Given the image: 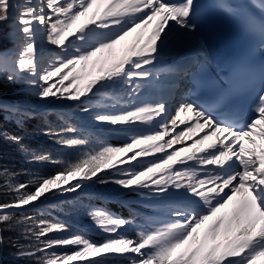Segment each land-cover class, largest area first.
Segmentation results:
<instances>
[{
    "label": "snow or ice",
    "instance_id": "6c2138e0",
    "mask_svg": "<svg viewBox=\"0 0 264 264\" xmlns=\"http://www.w3.org/2000/svg\"><path fill=\"white\" fill-rule=\"evenodd\" d=\"M211 8L256 42L224 77L214 76L206 61L175 71L157 68L183 41L207 51L198 31L208 13L196 0H0V45L12 44L0 47V78L41 102L75 104L93 125H106V131L125 137L120 145L87 150L88 140L80 138L75 126L49 128L43 134L54 143L80 150L65 161L30 149L19 135L0 131V140L16 146L27 162L55 166L51 174L29 183L5 184L13 199L0 204V247L3 232L13 231L17 238L8 242L17 257L35 264H107L116 258L126 264L264 260V64L257 74L251 63L256 51L264 55V0H215ZM134 33L135 43L114 58L117 46ZM44 44L59 53L45 59ZM103 53L109 56L101 57ZM89 64L96 74L86 77L83 69ZM257 76L254 114L245 117L238 107L240 89L254 84ZM162 77L167 83L162 84ZM177 80L188 95L169 115L165 100L146 92L154 87L171 92ZM205 88L211 95L197 103V93ZM0 115L21 124L33 118L20 105L3 101ZM179 125L185 127L177 131ZM198 133L203 135L193 139ZM189 140L191 144L185 143ZM177 144L181 147L175 148ZM95 184H112L154 202L159 212L135 224V219L88 208L104 234L101 242L82 233L48 238L68 231L67 225L37 222L29 215L27 206L39 208L58 198L68 204L71 194ZM69 207L75 210L77 205ZM129 224L137 228L134 236L122 232ZM60 246L73 249L55 251Z\"/></svg>",
    "mask_w": 264,
    "mask_h": 264
},
{
    "label": "trees",
    "instance_id": "16d2710c",
    "mask_svg": "<svg viewBox=\"0 0 264 264\" xmlns=\"http://www.w3.org/2000/svg\"><path fill=\"white\" fill-rule=\"evenodd\" d=\"M11 43H4L0 47H10ZM0 100L16 102L20 106L33 107L39 104V100L31 95H26L20 90V86L14 83H9L6 79L0 78ZM67 121L61 119L54 113L41 112L34 115L32 119L26 120L23 124L19 121L13 120L11 116L4 117L0 115V131L19 135L22 141L30 149L38 152H48L54 158L59 160H71L78 156V149L72 153L71 149L63 148L54 143L48 136L43 133L49 128L58 129L62 127ZM69 124V123H68ZM80 138L86 139L84 133L80 132ZM88 143L99 144L97 138L89 137ZM55 166L51 163H30L26 161L25 155L19 152L14 145H10L0 140V204H5L13 199L11 193L6 187V183H29L37 176H46L54 172ZM7 172V175H5ZM99 185V184H98ZM114 187L112 184H108ZM99 185V186H108ZM56 203L55 207L47 206L52 214L42 212L39 209H28L29 215L35 217L36 221L45 220L48 222H58L66 224L68 231L57 232L49 234L48 238L59 239L72 236L74 234H85L90 240L94 242H101L104 239V234L94 225L90 219L87 209L89 206L95 208H102L104 210H111L117 215L130 214L127 209L114 208L113 205L107 204L103 206L95 198H90L84 195H78L74 199ZM77 205L75 210H70V205ZM16 211V210H9ZM19 212V211H16ZM135 226L127 225L126 231L131 235ZM133 236V234H132ZM4 244L0 247V264H35V261L27 258H18L16 255V248L12 247L8 240L9 238L15 240L16 233L13 231L3 232ZM20 243H24L23 240ZM73 246H60L55 249L58 252H71ZM80 264V263H75ZM86 264V263H83ZM107 264H126L121 262L118 258L110 259Z\"/></svg>",
    "mask_w": 264,
    "mask_h": 264
},
{
    "label": "bare ground",
    "instance_id": "6f19581e",
    "mask_svg": "<svg viewBox=\"0 0 264 264\" xmlns=\"http://www.w3.org/2000/svg\"><path fill=\"white\" fill-rule=\"evenodd\" d=\"M136 38H137V36L134 33L133 35L129 36L125 41H123L120 45H118L117 49H116V52H115V57L114 58L118 59L119 57L123 56L126 53V51L130 48V46L133 43H135ZM194 44H195L194 42H190V41L181 42L179 45H177L176 52L168 58L167 62L162 64V65H157V68L162 69L164 71H169V69H171L174 65H180L182 63V60H184L189 55L194 56L193 52L196 51V48H195ZM50 48H52V47H50ZM53 50L54 49H50L49 51L51 52ZM57 53H59V52L58 51H53L52 55H56ZM108 56H109V53L101 54V57H108ZM90 64H91V62H90ZM90 64H89V66H86L83 69V74L86 77L88 76L89 73H91L93 76L96 74V70L92 69ZM99 67H100V65H97V68H99ZM161 81H162V84L166 83V77H162ZM162 91H163V89L161 87H154V88L148 89V91L146 92V95H152V96H154L156 98H161L162 99ZM180 101H179V103H180ZM68 104L69 103H67V105ZM73 105L74 104H72L71 107H73ZM173 113H171V115H173ZM184 127H185L184 125H179V127L177 128V131H179L181 128H184ZM202 135H203V133H198L196 136L193 137V139H196V138H198L199 136H202ZM189 142H191V140L186 141L185 143L188 144ZM174 147L175 148H179V147H181V145L177 144V145H174ZM151 158L152 157H147V158H144V159L150 160ZM189 163H191V162H189ZM208 167L211 168L212 166H208ZM87 189H89V187L85 188L84 190H87ZM91 190L92 189L90 188L88 191H91ZM118 194H121V192H118ZM113 196L115 197V195H113ZM146 203L147 204H151V205H155L156 207L159 208L158 205H156L154 202H150L149 200H146ZM257 264H264V260L258 261Z\"/></svg>",
    "mask_w": 264,
    "mask_h": 264
},
{
    "label": "rangeland",
    "instance_id": "374dc122",
    "mask_svg": "<svg viewBox=\"0 0 264 264\" xmlns=\"http://www.w3.org/2000/svg\"><path fill=\"white\" fill-rule=\"evenodd\" d=\"M52 47H55V46H52ZM39 103H40L39 105H35L33 107H29V106H27V107H29V108H31V109H33L35 111H47V110L48 111H52L53 110L56 113H58L60 116L66 117V120H68L70 123H72V125H74L77 129L93 133L94 135H97L99 137H103L104 138V137L114 136V135L115 136L116 135L123 136L122 135L123 133H110V132L106 131L105 129L108 127L106 125L105 126L93 125L88 120L86 115H81L79 112L76 111L75 104L73 105V107H71V106H69V104L67 105L68 102L45 103V102L39 101ZM174 113H175V111H174ZM174 113H173V115H174ZM122 140H124V138ZM191 142H189L188 144H191ZM71 151L73 153L74 151H76V149H71ZM128 155H131V153H129ZM124 158H126V157H122V159H124ZM123 166L127 167L126 165H123ZM92 186L97 187L96 184L92 185ZM90 188L92 190H94L93 187H90ZM99 190L101 191V189H95V191H99ZM113 192H122L121 195H123L125 193L121 189H116ZM124 200H126L127 202L125 203V202L122 201V203L127 204L128 202H131V200L129 198L128 199L125 198ZM136 202L137 201H134V203H136ZM138 204L142 205L143 207H146V206L148 207L149 206V205H146L145 199H141V198H140V200H138ZM158 212L159 211L156 209L155 213L158 214ZM156 214H154V215L156 216ZM122 232L124 233L123 229H122ZM77 262L78 263H86V262H83V261H76V262H73V264H75Z\"/></svg>",
    "mask_w": 264,
    "mask_h": 264
},
{
    "label": "water",
    "instance_id": "95a60500",
    "mask_svg": "<svg viewBox=\"0 0 264 264\" xmlns=\"http://www.w3.org/2000/svg\"><path fill=\"white\" fill-rule=\"evenodd\" d=\"M59 199L61 200V199H64V198H59ZM59 199H56V200H59Z\"/></svg>",
    "mask_w": 264,
    "mask_h": 264
}]
</instances>
